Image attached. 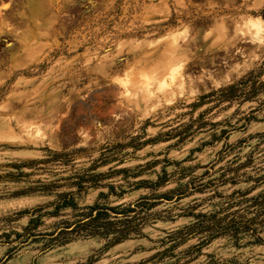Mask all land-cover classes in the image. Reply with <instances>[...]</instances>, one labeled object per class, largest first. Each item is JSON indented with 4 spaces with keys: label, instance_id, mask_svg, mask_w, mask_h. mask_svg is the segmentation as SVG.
<instances>
[{
    "label": "rangeland",
    "instance_id": "obj_1",
    "mask_svg": "<svg viewBox=\"0 0 264 264\" xmlns=\"http://www.w3.org/2000/svg\"><path fill=\"white\" fill-rule=\"evenodd\" d=\"M250 72L264 0H0V264H264V210L258 242L168 239L264 195L260 85L200 100ZM95 204L147 205L142 235L52 239Z\"/></svg>",
    "mask_w": 264,
    "mask_h": 264
},
{
    "label": "trees",
    "instance_id": "obj_2",
    "mask_svg": "<svg viewBox=\"0 0 264 264\" xmlns=\"http://www.w3.org/2000/svg\"><path fill=\"white\" fill-rule=\"evenodd\" d=\"M261 75V72H256L255 74L250 72L238 81L230 83L224 87H220L208 93L207 95L201 96L200 100L214 95L216 96L212 101H216V103H232L235 100L244 101L251 99L255 96L253 94L257 88H255L257 84L260 85L258 91H264V82L258 81ZM158 183H160L159 180L155 183H151V186H157ZM76 184L82 186L80 185L81 181H78ZM137 185H139V183H137ZM62 197L65 198L66 195ZM251 199L253 200L251 207L254 209V211H250L253 212V216L251 217L246 216L249 208L244 209V211L241 213H238L237 211L230 213L224 211V208L221 210L224 213H221V211H215L212 213L193 214L195 221L179 228L173 233V235H170L168 239L171 241L177 238L181 241H185L187 237H199V243L196 245L199 248L209 243V241L212 239L222 235L237 237L240 232H249V234L254 237L255 241L258 242L261 239L258 236L257 230V225L260 224V222L257 220L264 210V195H257L255 197H251ZM145 204L148 206L151 205L148 203ZM69 205L72 206V203L67 196L64 202L58 203L55 206V209ZM147 205H145L146 207L140 205L139 209H116L115 207H105L103 205L95 204L91 207H87L86 209H88V211L81 213L80 217H78L76 220L71 223H66L64 227L59 229L56 233H51L50 235H53L52 239L57 240L56 243L60 244L67 243L72 239L81 236L101 235L107 238L111 236L112 238L110 239L108 245H112L128 238L132 234L142 235L140 230L141 226L143 225V221L140 213L149 208ZM110 210L114 212L115 215L111 216L109 214ZM130 211L135 213L131 215L129 214ZM138 219L139 221L136 222ZM30 222H32V219ZM70 226L71 228L68 229ZM196 246L193 245L189 249H192ZM158 255H160V253L149 257L147 260H142L137 264H146L148 260L153 259Z\"/></svg>",
    "mask_w": 264,
    "mask_h": 264
}]
</instances>
